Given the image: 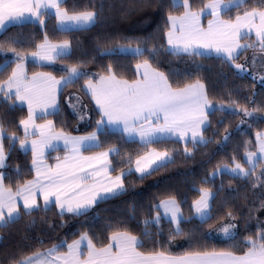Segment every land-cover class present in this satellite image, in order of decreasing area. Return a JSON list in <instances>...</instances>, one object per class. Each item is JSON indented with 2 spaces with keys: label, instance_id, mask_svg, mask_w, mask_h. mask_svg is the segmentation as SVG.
I'll return each instance as SVG.
<instances>
[{
  "label": "snow or ice",
  "instance_id": "obj_1",
  "mask_svg": "<svg viewBox=\"0 0 264 264\" xmlns=\"http://www.w3.org/2000/svg\"><path fill=\"white\" fill-rule=\"evenodd\" d=\"M65 3L66 0H0V32L6 31L9 25L22 27L29 23H39L41 29H46L47 19L53 15L56 31L61 33L88 30L97 23L99 12H70ZM245 3L246 0H206L197 11L193 10L190 0H170L164 32L167 47L164 51L176 57L200 58L214 53L222 63L236 69L234 75L248 72L247 66L237 61L244 53L252 51L251 67L264 68V7H253L242 14L238 12L235 19H224L227 13L244 7ZM206 16H211V19L205 28L202 18ZM132 43L127 41L117 48L105 46L106 51L102 55L130 54L137 59L143 58L135 65L134 80L118 77L111 65L103 74L90 75L81 70V62L62 68L60 79L49 71L35 72L29 76L26 71L29 57L38 68L68 60L72 55L71 42L63 40L53 43L45 34L43 41L29 52L15 40L0 42V52L6 48L14 57L0 64V74L11 67L7 79L0 81V107H6L9 113L22 105L28 109L27 118L19 121L23 137L18 136L16 131L5 136L8 128L0 120V169L7 167L6 161L17 142L25 154L30 144L32 153L31 179L20 183V170L17 169V183L13 187L10 182L5 183V176L0 172V231L19 223L24 216H34L41 210L50 211L53 204L61 218L65 213L75 217L88 216L100 203L126 194L124 181L132 175L133 165L135 173L143 180L173 163L174 149L157 150L151 145L183 143L187 158L193 155L198 146L211 142L205 138L204 132L209 127L208 117L214 112L237 116L241 124L256 119L254 113H264V105L251 107L255 104V94L243 105L238 100L229 99L227 105L221 102L213 107L206 85L199 76L192 81L191 74L185 73V81L191 82L174 86L173 76L178 78L181 73L166 74L154 66L153 58L159 55V49H146L140 41H136V47H132ZM252 79L255 81V75ZM260 79L264 81V75ZM81 80L84 86L80 91L90 96L99 119L88 135L72 136L63 129L57 130L53 120L48 117L60 114L58 94ZM68 99L72 111L80 120H84L87 113L82 110L84 105L80 97L69 96ZM38 120L44 123L38 124ZM108 136H119L125 142H136L138 138L139 144L148 150L134 160L127 157V171L121 169L118 175L113 176L111 158L121 153L115 145L101 150V139ZM230 136V133L224 136L225 143ZM59 142L63 143L65 155L57 156L54 164L47 163L48 155L57 150ZM247 143L242 161L233 157L231 165L223 162L217 164L200 182L199 197L192 202L191 210L201 224H207L212 219L213 187L218 176L248 180L254 189L264 188V133L258 132L256 135V151L249 149ZM85 152L94 154L84 155ZM258 167L261 168L259 173ZM40 201L43 202L42 209ZM261 207H264V199ZM181 208L174 195L161 199L159 204L152 206L156 215L143 221V235L150 236L148 230L153 227L159 229L162 220H166L174 228L170 232V239L184 236ZM226 219L229 222L221 224L216 231L222 233L225 240H235L234 230L238 225L231 221L236 220L237 216L229 210ZM34 224L33 220L29 227ZM109 231L106 245L97 246L88 232H82L71 243L63 241L43 252L37 250L31 254H21L19 258H13L11 264H264V226L254 236L246 238L241 245L246 250L240 255L232 250L215 249L189 251L179 256L164 251L145 253L140 251L143 248L141 240L130 231L119 228ZM37 243L43 244L42 241Z\"/></svg>",
  "mask_w": 264,
  "mask_h": 264
},
{
  "label": "trees",
  "instance_id": "obj_2",
  "mask_svg": "<svg viewBox=\"0 0 264 264\" xmlns=\"http://www.w3.org/2000/svg\"><path fill=\"white\" fill-rule=\"evenodd\" d=\"M169 2L170 0H66L64 6L70 12L83 10L99 12L97 23L88 30L61 33L56 31V21L53 16L47 19L46 29H41L39 23L34 25L29 23L22 27L10 26L0 34V42L15 40L26 52L35 50L36 44L43 41L45 34L54 43L63 40L71 42L72 55L68 60L58 61L44 68H38L32 62H27L28 74L49 71L56 78H60L63 74L62 68L68 64L81 62L83 63L81 70L90 75L103 74L111 65L118 77L134 80L135 65L143 58L137 59L130 54L106 56L102 53L106 51L105 46L117 48L125 45L127 41H132V47H136L135 42L140 41L141 46L146 49H159V55L153 58L154 66L166 74L181 73L178 78L173 76L174 86L177 83L182 86L185 82H191L185 81L183 75L185 73L191 74L192 81L199 76L206 85L213 107L221 102L227 105L229 99L238 100L243 105L252 99L253 94H255V104L251 107L264 105V85L256 80L253 81L247 74L234 75L235 68L222 63L217 57H176L164 51L167 47L164 32L167 27ZM190 2L193 10L198 11L206 0H190ZM253 7H264V0H246L244 7L238 10L233 9L224 16V19L229 17L235 19L238 12L242 14ZM246 54L247 52L237 63L243 62ZM5 59H14L13 54L6 48L0 52V64H3ZM10 73L11 67L0 74V81L7 79ZM83 86L84 81L81 80L77 85L68 87L60 93V114L48 117L53 120L57 130L63 129L68 134H89L94 130L99 115L90 98L80 91ZM70 95H78L87 106L89 121L83 129L77 128V117L69 108ZM26 117L27 110L23 107H17L11 113L6 107H0V120L8 128L5 136L16 131L17 135L22 137L19 121ZM254 117L256 119L249 120L251 127L248 123L244 128H239V117L214 112L208 117L209 127L204 132L205 138L211 142L206 146H198L193 155L187 158L182 143L168 142L151 145L150 147L157 150L174 149L173 163L143 180L134 173L127 176L124 181L126 194L100 203L90 211L88 216L75 217L65 213L61 218L55 206L52 205L48 212L41 210L34 216L22 217L19 223L0 231V264H11L12 259L19 258L21 254H31L37 250L43 252L53 244L63 241L71 243L72 240L78 239L82 232H88L93 243L103 246L108 243L109 230L116 228L128 230L137 236L143 243L140 251L145 253L164 251L179 256L189 251L215 249L217 251L232 250L238 255L243 254L246 249L241 245L245 243L246 238L249 235L254 236L256 231L264 226V207H261L264 188L254 189L248 180L218 176L213 187L215 199L212 202V219L209 223L201 224L196 220L191 206L192 202L199 197L200 182L208 177L217 164L223 162L231 165L233 157L242 161L246 142L249 149L256 150V135L264 131V113H254ZM229 133L230 139L225 143L224 136ZM101 143L103 145L101 150L110 145H115L120 150V156L111 158L114 169L112 175L119 174L121 169L127 171V157L130 156L134 160L148 150L138 142H125L119 136L103 137ZM5 148L7 149V140H5ZM58 154L60 151L48 155V161L52 162ZM85 154H92V152H85ZM31 161V154L22 152L17 142L6 161L7 167L0 170L5 176V183L10 182L15 187L17 169L20 170V183L25 179H31ZM260 171L261 168L258 167L257 172ZM168 195H174L181 203L184 215L181 227L185 235L175 240L170 239V232L174 231V228L166 220H162L159 229L153 227L148 230L150 236H144L143 221L156 215L152 211V206L159 204L160 200ZM229 210L237 216L236 220L231 221L238 225L235 229V240L213 238L212 232L224 222H228L226 216ZM33 220L34 226L29 227ZM158 231L159 235H157ZM37 241H42V246Z\"/></svg>",
  "mask_w": 264,
  "mask_h": 264
},
{
  "label": "crops",
  "instance_id": "obj_3",
  "mask_svg": "<svg viewBox=\"0 0 264 264\" xmlns=\"http://www.w3.org/2000/svg\"><path fill=\"white\" fill-rule=\"evenodd\" d=\"M54 16V15H53ZM55 18V17H54ZM209 19H211V16H206V17H204V18H202V24H203V26L206 28L207 27V24H208V20ZM56 21V20H55ZM10 26H13V25H9V27ZM2 32H0V34H1ZM252 38L253 39H255V36H254V34H253V36H252ZM54 43V42H53ZM55 43H57V42H55ZM253 55V53H252V51H249V52H247V54H246V56H245V59L246 58H250L249 56H252ZM211 56H213V57H216L215 56V54L213 53ZM244 59V60H245ZM28 62H31V58L29 57V61ZM27 64V63H26ZM240 64H243V62H241ZM15 66V65H14ZM134 70H135V74H136V68H134ZM236 70V69H235ZM26 71H27V67H26ZM28 74V73H27ZM243 74H247V75H249V76H251L252 77V74H250V72L248 71V72H246V73H243ZM29 76H31L32 74H28ZM57 79H60V78H57ZM257 81V80H256ZM59 96H60V93L58 94V101H59ZM70 96H73V95H70ZM89 98H90V96H88ZM90 101H91V98H90ZM92 102V101H91ZM92 104H93V106H94V108H95V104L92 102ZM18 107H23V108H25L26 110H27V114H28V109H27V106L26 105H22V106H18ZM27 118V117H26ZM25 118V119H26ZM38 124H41V123H44V121L43 120H38V121H36ZM21 129V133H22V137H23V135H24V133H23V129L22 128H20ZM261 133H264V131L263 132H261ZM70 135H72V136H86V135H88V134H70ZM189 138H190V134H189ZM136 142H138V138H137V140H136ZM139 143V142H138ZM180 143V142H179ZM183 144V143H182ZM21 150V149H20ZM22 151V150H21ZM55 151H60V154H58L57 156H60V157H63L64 155H65V151H64V146H63V143L62 142H59L58 143V147H57V150H55ZM55 151H51L50 152V154L51 153H53V152H55ZM256 151V150H255ZM23 152V151H22ZM27 152H29L30 154H31V156H32V153H31V148H30V144H29V150L27 151ZM49 154V155H50ZM94 153H92V154H85L84 153V155H93ZM57 156H55L54 157V159H53V161L52 162H49L48 161V159H47V163H52V164H54L55 162H56V157ZM244 159V158H243ZM31 167H32V164H31ZM1 170V169H0ZM133 173L135 174V175H137L136 173H135V171H134V165H133ZM118 175V174H117ZM113 176H115V175H113ZM138 176V175H137ZM40 205H41V207L43 208V202L42 201H40ZM54 205V204H53ZM21 208H22V202H21ZM55 206V205H54ZM58 211V210H57ZM59 212V211H58ZM161 215L163 216V211L161 210ZM193 216H195V214H194V212H193ZM85 251H86V248H85Z\"/></svg>",
  "mask_w": 264,
  "mask_h": 264
},
{
  "label": "rangeland",
  "instance_id": "obj_4",
  "mask_svg": "<svg viewBox=\"0 0 264 264\" xmlns=\"http://www.w3.org/2000/svg\"><path fill=\"white\" fill-rule=\"evenodd\" d=\"M253 39V38H252ZM254 40V39H253ZM250 58H246L244 61H243V64L242 65H246L247 68H248V71L250 72V74L255 75L257 82L259 84H262L264 85V81H261L260 77L261 75H264V68H260L259 66H257V68L253 69L251 67V57L252 56H249ZM75 96H78V95H73V97ZM80 100H81V103L84 105V109H82L83 111H86V116H85V119L84 120H80L79 117L72 111V109L70 108V110L72 111V113L77 117V128L79 129H83L84 127L87 126L88 124V121H89V114H88V110H87V106L85 105V103L83 102V100L81 99L80 97ZM74 102V101H73ZM249 123V120H247L245 123L241 124L240 122L238 123V127L239 128H244L245 126H247ZM229 222V221H228ZM228 222H224V223H228ZM233 223V222H232ZM220 226H218L216 229H218ZM216 229L212 232V236L213 238L215 239H225L222 235V233H218L216 231ZM235 231V230H234ZM86 248V244L84 246Z\"/></svg>",
  "mask_w": 264,
  "mask_h": 264
}]
</instances>
